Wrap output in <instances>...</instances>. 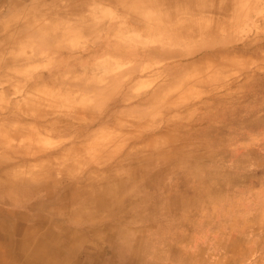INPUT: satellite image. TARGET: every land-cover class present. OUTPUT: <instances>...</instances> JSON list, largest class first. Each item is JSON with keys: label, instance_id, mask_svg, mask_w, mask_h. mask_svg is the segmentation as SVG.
<instances>
[{"label": "clouds", "instance_id": "1", "mask_svg": "<svg viewBox=\"0 0 264 264\" xmlns=\"http://www.w3.org/2000/svg\"><path fill=\"white\" fill-rule=\"evenodd\" d=\"M261 45L264 0H0V208L72 264H264Z\"/></svg>", "mask_w": 264, "mask_h": 264}, {"label": "rangeland", "instance_id": "2", "mask_svg": "<svg viewBox=\"0 0 264 264\" xmlns=\"http://www.w3.org/2000/svg\"><path fill=\"white\" fill-rule=\"evenodd\" d=\"M261 47L264 48V45ZM237 52L240 55H259L258 50L252 48H241ZM208 55L218 56L219 53ZM252 94L264 96V78L259 79ZM233 123L239 129L242 122L237 119ZM243 126L247 128L257 125L249 117ZM256 155L264 160L261 154ZM233 250L236 251V248ZM72 258H58V239L54 225L42 211L11 212L0 208V264H72ZM80 261L81 264H115V257L100 245L87 250Z\"/></svg>", "mask_w": 264, "mask_h": 264}, {"label": "bare ground", "instance_id": "3", "mask_svg": "<svg viewBox=\"0 0 264 264\" xmlns=\"http://www.w3.org/2000/svg\"><path fill=\"white\" fill-rule=\"evenodd\" d=\"M1 250H2V249H1ZM4 254H5V253H4ZM15 254H16V253H15ZM2 255H3V254H2ZM7 255H8V254H7ZM29 257H30V256H29ZM40 257H41V256H40ZM38 258H39V257H38ZM38 258H37V259H38ZM44 259H45V258H44ZM2 261H3V260H2ZM6 261H7V260H6ZM57 262H58V261H57ZM6 263H7V262H6Z\"/></svg>", "mask_w": 264, "mask_h": 264}]
</instances>
